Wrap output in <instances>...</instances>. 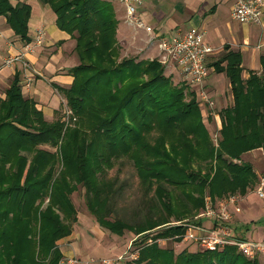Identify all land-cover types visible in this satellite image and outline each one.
<instances>
[{"label":"trees","instance_id":"16d2710c","mask_svg":"<svg viewBox=\"0 0 264 264\" xmlns=\"http://www.w3.org/2000/svg\"><path fill=\"white\" fill-rule=\"evenodd\" d=\"M38 2L54 12L57 27L75 41L73 83L58 90L78 122L65 128L59 111L53 121L46 120L15 73L0 99V264H58L64 257L59 242L78 222L70 196L79 185L90 194L88 211L100 229L142 236L136 243L142 247L139 258L125 264H259L234 246L177 253L146 245L145 238L181 242L183 226L155 231L170 217L203 224L206 220L195 218L206 193L245 196L254 186L257 173L242 157L259 149L264 153V57L261 72L247 79L231 55L224 58L233 103L221 111L216 152L199 104L186 101L185 89L167 77L159 59L122 56L113 0ZM0 17L23 42H31L28 2L0 0ZM123 158L133 163L145 192L165 215L149 217L144 225L110 219L112 187L100 186L98 175ZM201 163L205 171L195 167Z\"/></svg>","mask_w":264,"mask_h":264},{"label":"crops","instance_id":"0c3cea01","mask_svg":"<svg viewBox=\"0 0 264 264\" xmlns=\"http://www.w3.org/2000/svg\"><path fill=\"white\" fill-rule=\"evenodd\" d=\"M22 1L28 2L32 6L29 33L31 41L35 38L36 31L39 28H43L46 32L45 45L37 48L34 53L28 54L25 57L32 68L40 72L42 76L34 75L32 71L26 70L21 64H17L15 68H2L6 56L9 53L21 51L25 42L9 28L6 18L0 17L1 32L3 34L2 37L0 36V99L4 98L5 92L9 88L15 73L19 72L26 97L34 100L44 113L46 120L51 122L61 107V93L58 87L68 88L74 80L69 74V70L78 64L74 53L75 41L71 35L57 27L54 12L49 7L42 6L39 2H35L36 5L34 6L31 0ZM237 1L144 0V6L139 9L142 19L152 25L155 31L163 37L181 35L192 28L205 32V42L215 49L214 53L209 57L210 76L207 79L206 85L211 98L215 101L216 108L217 101H220L221 95H223V106L220 107L218 113H221L222 110L233 103V96L231 97V102L227 96L231 89V84L224 70L229 63L228 60L224 59L225 57L231 55V61L239 63V67L243 70V79H247L253 71L261 72L262 70V59L264 57V16L260 25L251 23L242 24L236 21L232 17V9ZM121 25L122 22L119 34L122 31ZM12 42L13 46H10ZM216 63H219V65L217 66ZM218 67L223 68V71H219ZM29 77H33L34 79L30 89L26 86ZM216 99L218 100L216 101ZM203 116L205 117L204 113ZM219 117V114L217 115L213 112L210 119H214L217 122ZM253 193L240 197L241 199L238 204L239 211H237L235 206L231 207L234 217L239 216V226L241 227L239 237L243 239H252L248 238L251 236V227L245 222V218H243L244 216H248V213L260 219L259 223L257 222L258 225L255 226L256 228H264V201L260 200L254 191ZM255 196L258 200L255 199ZM244 199L251 205L249 204V207L243 210V215L240 216L239 214L242 213L241 202H244ZM254 201L257 204H252ZM206 225H210V223L206 222ZM245 227H249V230L247 231ZM73 235L74 233L63 240L65 242L62 244L72 239ZM252 240L260 241L258 239ZM61 251L63 256H65L66 253L63 251L62 246ZM258 262L259 264H264V261L258 260Z\"/></svg>","mask_w":264,"mask_h":264},{"label":"rangeland","instance_id":"374dc122","mask_svg":"<svg viewBox=\"0 0 264 264\" xmlns=\"http://www.w3.org/2000/svg\"><path fill=\"white\" fill-rule=\"evenodd\" d=\"M113 1L115 2L117 8L116 11L118 18L120 19V24L122 22L121 25L122 31L120 34H119L120 25L118 29V34H119L118 41L121 48L122 56L137 57L138 59H159L160 61L161 56L159 54V51L157 50L156 47L149 45L148 35L145 33V31L137 30L132 26L130 27L128 22L126 21V13L124 7L122 6L119 0H113ZM31 2L32 5L35 6L36 5L35 2L38 1L31 0ZM151 48H153L152 50L154 49L156 50L152 51L150 50ZM165 71H166L165 74L167 75V77H170L172 79L174 85L182 86L185 89L186 101L192 99H195L197 101V103L199 104V108L202 111V115L203 113L209 114L211 111H213L209 108L208 110L203 109V107L200 105V102L197 99L195 91L191 87H189L185 82L182 81L181 75L177 68H175L174 66H166ZM60 96H61V101H60L61 107L59 112L63 122L65 123V128L74 127L78 122V118L77 116H75L72 109L68 105L66 106L67 100L65 99L64 95L61 93ZM227 96L229 97V101L231 102L232 99L231 89L229 90ZM217 100L218 99H216V101ZM221 106H223V95H221V100L217 101V108L215 109V113L217 115L218 114L220 115V117L218 118L219 122L217 120H216L217 122H215L214 119H210V118L208 122H205V118L203 116L204 119L203 123L206 125L211 135L212 142L214 144L213 148H215L216 152L220 146L217 145L219 144L217 143V141L221 140L220 131L222 129V121H221V113H218ZM67 111L72 112L69 120V124H67L68 121V115L66 113ZM259 150L260 151L256 150L253 153L250 152V154L249 153L244 154L242 157V160L244 162H249L250 164H252V166L254 167L257 173V179L252 189L248 191V194H254L253 191L256 194L259 180L261 176H264V153L262 149ZM234 162H237V160H235ZM211 165L213 168H215L216 161H212ZM195 167L203 168V170L205 171L207 166L206 164L201 163L199 166L195 165ZM98 180H100L99 182L100 186H102V183H109L110 186L112 187L111 190L109 191V195L111 199H113L112 204L114 205L113 206L114 213L110 217L111 220L120 219L131 225H136V224L144 225L146 224V219H148L149 217H154V216L157 217L160 215H165V212L162 210L156 198H154L152 194H147L145 192L144 187L140 183V180L138 178L133 163L128 159L123 158L114 162L113 167L110 170L106 171L104 174L98 175ZM88 195L90 196V194ZM89 196L86 195V191L81 185H79L78 189L70 196L71 201L75 207V210L78 212V222L74 224V230H73L74 235L72 239L67 241L65 244H62L63 242H65L63 240L59 242L60 250L62 246L63 251H65L66 253V255L62 259L67 257H72V255L75 257H80L82 259H87V257H95V258H100V257L102 258L107 256L115 257L123 254L126 251L128 244L131 241H134V239L136 238V237L134 238L132 232L126 231L123 236H118L111 234L109 231L100 229L95 218L88 211L87 203L89 198H91ZM231 196L234 195L229 194L221 197H212L209 193H206L204 196L205 206L199 212V214L196 216L195 219L197 220V217L205 209L206 201L212 202L214 205H217V203ZM235 196L241 199L240 198L241 195L235 194ZM255 199L258 200L257 197ZM254 203L257 204V202L255 201L252 204ZM249 204L250 203L244 199V202H241L242 213L241 214L237 213V214H239L240 216L243 215V210L247 209L249 207L248 206ZM62 216L63 215L61 214V218L63 219ZM251 216L252 214L248 213V216L243 217L245 218V222L251 227V233H250L251 236H249L248 238L258 239L260 241L264 240V228L259 229L255 227L258 225L257 222L260 219L255 216L252 217ZM189 218L176 219L174 217L173 218L170 217V219H168L170 223L165 224L160 228H157L155 232H158L163 227L181 226L180 224H183L185 222L188 223L189 220L186 219ZM198 221H202V220L199 219ZM176 223L179 224L176 225ZM239 223H240L239 216L234 217L233 215L232 221L228 224L229 227L234 229V232L238 236L240 233L239 230L241 229ZM203 225H205L206 227L214 228L213 225H206V222H203ZM151 236L152 235H149L147 238L149 237L151 238ZM147 238H145V240ZM138 239H142V236H139ZM133 244H136V242ZM166 246H168L169 248H173L177 253L181 252L182 250H188V251L203 250L198 245V243H192V242L187 243V242L170 241L166 244ZM263 258L264 257H260L257 260H261L262 262L264 261ZM251 260H255V259H251Z\"/></svg>","mask_w":264,"mask_h":264},{"label":"built area","instance_id":"2783aa9c","mask_svg":"<svg viewBox=\"0 0 264 264\" xmlns=\"http://www.w3.org/2000/svg\"><path fill=\"white\" fill-rule=\"evenodd\" d=\"M125 9L126 21L137 30H143L148 35V43L159 51L161 56L160 62L166 66H174L178 69L182 81L191 87L197 96L203 109H211L209 114L205 115V122L215 112L216 104L211 98L207 89V79L210 76L209 57L215 51L213 47L204 40L205 32L192 28L186 33L174 37H163L157 33L154 27L146 23L139 14V9L144 6V0H119ZM264 16V0H238L232 9V17L242 24H262ZM0 36L1 32L0 23ZM46 43V32L43 28L36 31L35 38L29 43H25L23 49L18 53H9L4 59L2 68H15L17 64H21L26 70H30L34 75L42 76L40 72L34 70L25 58L26 55L34 53L37 48H41ZM13 46V42L10 44ZM34 79H27V88H30ZM67 106V104H66ZM210 111V110H209ZM68 121L72 112L67 111ZM75 120V119H74ZM218 143V141H217ZM256 194L258 198L264 201V176H261L257 187ZM239 198L237 196L228 197L214 205L212 202L206 201V207L197 217L199 220H206L212 227H206L203 224L188 222L180 224L186 229V233L182 236L181 242H196L205 251H220L227 246H234L238 252L249 259H259L264 257V241H256L243 239L239 237L234 229L228 226L233 219L231 207L235 206L237 211ZM179 223H176L178 225ZM140 241V240H139ZM146 245L158 243L166 246L173 239H158L153 237L147 238ZM138 237L131 241L126 251L115 257L94 258L89 257L82 259L80 257H67L58 264H125L128 261H136L139 258L142 247L138 246Z\"/></svg>","mask_w":264,"mask_h":264}]
</instances>
